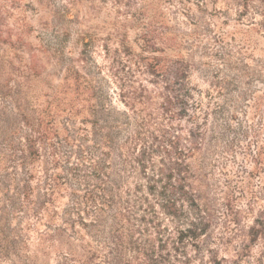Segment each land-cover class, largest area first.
I'll use <instances>...</instances> for the list:
<instances>
[{
	"label": "trees",
	"instance_id": "16d2710c",
	"mask_svg": "<svg viewBox=\"0 0 264 264\" xmlns=\"http://www.w3.org/2000/svg\"><path fill=\"white\" fill-rule=\"evenodd\" d=\"M231 1L239 19L253 8L264 27V0ZM66 15L49 11L56 44L36 51L46 63L24 42L0 90V264H190L209 227L208 157L224 160L241 111L229 106L230 84L204 94L182 58L143 57L151 87L121 90L118 107L84 71L89 40L67 56ZM258 233L250 228L252 242Z\"/></svg>",
	"mask_w": 264,
	"mask_h": 264
},
{
	"label": "rangeland",
	"instance_id": "374dc122",
	"mask_svg": "<svg viewBox=\"0 0 264 264\" xmlns=\"http://www.w3.org/2000/svg\"><path fill=\"white\" fill-rule=\"evenodd\" d=\"M232 4L231 0H0V90L11 68L21 67L24 42L29 44L25 49H33L38 61L46 63L49 54L36 51L41 45L56 44L45 22L51 21L49 11L58 10L67 12L65 25L71 30L67 56L78 58L81 39L89 40L84 71L109 91L118 107L117 93L150 80L140 68L143 57L182 58L191 70V84L204 94L230 84L229 106L241 111L229 122L224 160L218 156L221 162L212 166L215 155L208 157L209 227L198 249H189L190 264H213L214 257L219 264H264V230L259 227L260 221L264 223V150L256 156L258 147H264V117L254 115L259 110L264 114V27L253 8L239 19ZM35 87L43 102L46 85L36 81ZM4 113L0 97V119ZM253 226L259 230L254 242L249 235Z\"/></svg>",
	"mask_w": 264,
	"mask_h": 264
}]
</instances>
